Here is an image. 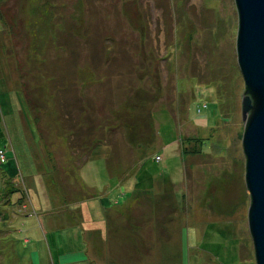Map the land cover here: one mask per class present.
<instances>
[{
	"label": "rangeland",
	"instance_id": "rangeland-1",
	"mask_svg": "<svg viewBox=\"0 0 264 264\" xmlns=\"http://www.w3.org/2000/svg\"><path fill=\"white\" fill-rule=\"evenodd\" d=\"M236 29L233 0H0V264H73L91 188L121 203L138 167L166 176L167 264H255Z\"/></svg>",
	"mask_w": 264,
	"mask_h": 264
},
{
	"label": "crops",
	"instance_id": "crops-1",
	"mask_svg": "<svg viewBox=\"0 0 264 264\" xmlns=\"http://www.w3.org/2000/svg\"><path fill=\"white\" fill-rule=\"evenodd\" d=\"M106 149L105 145L95 147L90 158H97L100 163H104ZM141 169L138 167L128 174L129 177L126 174L119 179L107 177L114 179V184L121 188V195L124 196L121 203H112L110 200L113 189L106 190L102 195L98 194V188H91V201L98 197L100 202L99 206L80 209L82 220L78 227L83 230L88 250L73 264H167L170 260L169 247L162 248L161 244L171 240L167 220L160 222L153 216L155 209L162 208L166 212L169 206V192L158 186L159 180L166 181V176L159 173L149 176L141 173ZM159 197H165L162 206L159 205ZM141 199L149 202L148 209L139 205ZM163 215L166 217L168 213ZM144 216L148 219L142 221ZM67 227L71 226L59 224L58 228ZM145 247L147 251L144 253Z\"/></svg>",
	"mask_w": 264,
	"mask_h": 264
},
{
	"label": "water",
	"instance_id": "water-1",
	"mask_svg": "<svg viewBox=\"0 0 264 264\" xmlns=\"http://www.w3.org/2000/svg\"><path fill=\"white\" fill-rule=\"evenodd\" d=\"M236 63L243 79L241 147L249 193L247 227L255 264H264V0H233Z\"/></svg>",
	"mask_w": 264,
	"mask_h": 264
},
{
	"label": "trees",
	"instance_id": "trees-1",
	"mask_svg": "<svg viewBox=\"0 0 264 264\" xmlns=\"http://www.w3.org/2000/svg\"><path fill=\"white\" fill-rule=\"evenodd\" d=\"M95 57V60H97L96 59V55L94 56ZM101 58V59H100ZM100 58H99V60H97V62H98V64L99 65H102V63L103 62H105V61H103V57L102 56H100ZM105 64H107V63H105ZM104 64V65H105ZM96 67L95 68H93V71H94V74H93V77L91 78V83H93V84H95L96 82H98V81H100V80H102V78L105 76L104 75V66H101V67H98V65H97V63H96V65H95ZM98 69H99V71H98ZM131 71V72H130ZM130 71H129V75H133V73H135L131 68H130ZM102 72V73H101ZM131 73V74H130ZM106 74V73H105ZM115 76H118V77H120V76H122L123 75V73H121V70L120 69H117V70H115V74H114ZM90 84V83H89ZM119 85L120 84H117V85H115V87H116V89L119 87ZM114 87V88H115ZM132 87L130 86V89H131ZM133 89V88H132ZM94 99V97L93 96H91V100H93ZM92 103V102H91ZM136 105H138L137 103H135ZM89 107V106H88ZM89 108H91V104H90V107ZM89 110H88V108H81L80 109V111H79V119L80 120H82V121H84L85 120V122L87 121L88 123H90V115H88L89 114V112H88ZM109 119V118H108ZM107 119V120H108ZM112 122H114V120L112 119L111 120ZM94 125V126H93ZM95 125L97 126L98 124H93V123H91V125L89 124L86 128V130H84L85 132H86V134H88L87 135V137L88 138H91L92 140H93V138L95 139V141L93 142V144H91V148L95 145L94 143H98V142H101V139L103 138L102 137V132H106V129H107V131H109V132H111V131H113L114 130V126L115 125H113L112 123H105V124H99L97 127L99 128V138H97V137H94V135H95V133L94 132H92L93 131V129L95 128ZM83 129H85V128H83ZM97 130H95V132H96ZM91 136H93V137H91ZM79 137V136H78Z\"/></svg>",
	"mask_w": 264,
	"mask_h": 264
},
{
	"label": "built area",
	"instance_id": "built-area-1",
	"mask_svg": "<svg viewBox=\"0 0 264 264\" xmlns=\"http://www.w3.org/2000/svg\"><path fill=\"white\" fill-rule=\"evenodd\" d=\"M4 156H5V152H4V151H2V150H0V159H3V158H4Z\"/></svg>",
	"mask_w": 264,
	"mask_h": 264
}]
</instances>
